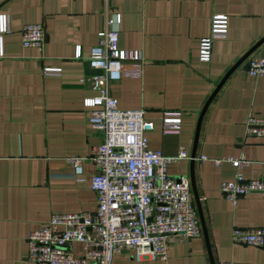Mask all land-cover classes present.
Here are the masks:
<instances>
[{"label":"crops","instance_id":"obj_1","mask_svg":"<svg viewBox=\"0 0 264 264\" xmlns=\"http://www.w3.org/2000/svg\"><path fill=\"white\" fill-rule=\"evenodd\" d=\"M0 13L9 18L0 57V264H25L29 233L51 213L96 210L94 163L86 160L77 175L66 159L89 157L102 141L89 129L82 103L97 91L82 79L93 73L86 58L106 16L120 15L118 46L143 55L142 61L123 62L122 77L109 83V93L120 108L145 109L153 122L148 145L166 156L181 148L191 155L205 101L264 36V0H0ZM218 13L227 16L226 37L214 40L210 60L201 62L199 40ZM35 22L43 26L42 48L23 47L22 25ZM76 46L80 58H74ZM258 56H264V41L228 75L199 127L192 169L210 254L201 230L199 238L170 246L164 261L137 260L122 251L110 264H264V247L231 241L234 226L264 229V197L249 193L231 204L219 183L232 178L235 168L211 161L243 156L249 161L240 168L244 178L264 177V137L245 133L249 115L264 117V75L245 70L247 60ZM44 67L61 71L45 75ZM164 112L180 113L178 133L162 131ZM190 166V158L178 159L166 169L190 182ZM191 195L195 204L192 189ZM69 250L82 255L80 244Z\"/></svg>","mask_w":264,"mask_h":264},{"label":"built area","instance_id":"obj_2","mask_svg":"<svg viewBox=\"0 0 264 264\" xmlns=\"http://www.w3.org/2000/svg\"><path fill=\"white\" fill-rule=\"evenodd\" d=\"M119 17V13L106 16L97 42L86 58L93 73L82 79L97 91L94 96L83 98L82 103L89 129L100 133L102 141L91 156L66 159L77 175L82 173L86 160L94 163L96 171L90 187L96 197V210L51 213L39 229L29 233L25 264H110L113 255L122 251L132 252L137 260L164 261L170 246L201 236L189 179L174 178L166 169L168 162L190 158L188 152L181 148L176 155L166 156L161 150L150 148L146 132L153 128V122L145 117V109L120 108L109 93V83L122 77L123 62L143 59L140 50L118 46ZM227 26L225 14L211 16L209 33L198 44L201 62L210 60L213 41L226 37ZM8 31V15L0 13V57L4 55L3 35ZM21 44L41 49L42 24H23ZM80 57V47L76 46L74 58ZM245 70L249 76H263L264 56L248 59ZM60 71L58 67L43 68L45 75ZM180 121L179 112H164L162 131L178 133ZM245 133L264 137V117L249 115ZM211 161L215 165L229 161L235 168L232 178L219 183L222 196L231 204L249 193L264 197V177L244 178L240 172L241 167L249 164L243 156ZM231 241L264 247V229L234 226ZM74 243L81 245V256L70 252L69 246Z\"/></svg>","mask_w":264,"mask_h":264},{"label":"water","instance_id":"obj_3","mask_svg":"<svg viewBox=\"0 0 264 264\" xmlns=\"http://www.w3.org/2000/svg\"><path fill=\"white\" fill-rule=\"evenodd\" d=\"M263 41H264V36L260 40H258L245 54H243L227 70V72L223 75L221 80L217 83V85L215 86V88L213 89V91L211 92V94L209 95L207 100L205 101V103H204V105H203V107H202V109H201V111L199 113L198 120H197V125H196V130H195V137H194V143H193V150H192V153L190 155V162H191V166H190L191 167L190 168V184H191V189H192L193 197H194V200H195L196 208H197V211H198V216H199V220H200V226H201V230H202V235H203V238L205 240L206 247H207V250H208L209 254H210V250H209V243H208V239H207V232H206V228H205V224H204V219H203V215H202V211H201L199 198H198L196 187H195V180H194L193 169H192V164H193V161H194V158H195L194 150H195V146H196L197 139H198L199 127H200L201 120L203 118V115H204L209 103L211 102V100L213 99L215 94L218 92V90L222 86V84L225 81V79L249 55V53H251L256 47H258Z\"/></svg>","mask_w":264,"mask_h":264}]
</instances>
